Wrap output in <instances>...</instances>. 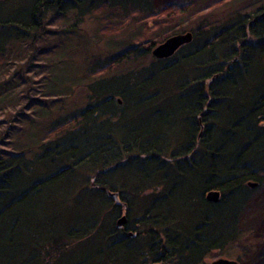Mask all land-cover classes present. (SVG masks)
I'll list each match as a JSON object with an SVG mask.
<instances>
[{
    "label": "trees",
    "instance_id": "16d2710c",
    "mask_svg": "<svg viewBox=\"0 0 264 264\" xmlns=\"http://www.w3.org/2000/svg\"><path fill=\"white\" fill-rule=\"evenodd\" d=\"M226 1L0 0V11L16 8L0 12V114L25 98L27 107L56 112L28 148H0V264H210L214 254L264 264V74L239 105H226L231 115L217 112L235 96L228 82L242 87L248 51L264 55V6L212 18ZM84 21L100 36L136 24L150 37L136 33L105 58L81 53L50 70L34 65L85 45L74 34ZM185 29L189 43L168 58L151 55L155 41ZM21 56L23 67L12 70ZM79 60L92 61L71 80L67 64ZM28 72L40 76L30 97ZM69 79L85 91L77 100L68 85L58 89ZM165 91L178 107H155ZM147 104L153 109L142 117ZM130 109L140 120L128 129ZM176 113L186 128L173 142L162 127ZM192 178L195 192L183 187ZM209 190L219 192L216 202L205 199ZM85 242L92 249L75 251Z\"/></svg>",
    "mask_w": 264,
    "mask_h": 264
},
{
    "label": "rangeland",
    "instance_id": "374dc122",
    "mask_svg": "<svg viewBox=\"0 0 264 264\" xmlns=\"http://www.w3.org/2000/svg\"><path fill=\"white\" fill-rule=\"evenodd\" d=\"M163 1H169V0H163ZM163 4V3H162ZM5 6H8V4H5ZM257 6H264V0H229L226 1L224 4L216 7V10L212 11L213 16H211L212 18H230L232 16L235 15V13H239V12H254L255 9L257 8ZM16 8L12 9V8H8V7H3V9L0 11L2 13L3 16H7L10 13H12L13 11H15ZM213 10V9H211ZM211 13V12H210ZM151 21L148 22V27L150 26ZM82 27L79 29V31L77 33L74 32V34H76L79 38V41H77L80 44L81 42L86 41V44L83 45L82 47H78V49L75 52H72L71 49L67 50V54L66 55H62V52H56V53H51V54H47L46 57L41 58V59H34L32 62H34V65L37 66V64H46L44 69L45 70H50L52 69L51 66H49V64L54 63L56 61L59 62V65L64 64V57H69V55L75 57L78 55V58L81 56L80 54H88V55H94V56H99L100 58H105V55H108V53L110 52V54L112 52H114V50L117 47H121L123 45H125L129 40L131 39V36H134V34H139V36H141L140 33H142V35L144 36H148V38L150 37L148 32H147V28H145L143 26V30L142 31H137L138 30V25L136 24H131L129 26H127L124 30L122 29V32L116 36H112V37H106V36H100L97 33L94 32V29H91V23L84 21L83 25H81ZM173 26V25H172ZM165 27L163 26L160 30L163 31ZM159 30V31H160ZM187 29H185L186 31ZM177 33V32H176ZM175 34V33H173ZM171 35V34H170ZM75 36V35H74ZM169 36V35H168ZM137 38V37H136ZM166 38V37H165ZM144 40H146L148 43L150 42V39L147 38H143ZM164 39V38H163ZM139 42H142L141 40H138ZM160 41H155L154 44L161 42ZM70 44V43H69ZM250 53V58L249 62L247 63V71H246V75L244 74V70L242 68L241 69V73L243 75V77L240 80V84L242 85V87H238L235 88L234 90H231L230 84L228 82V90L227 92L231 93V96H233L231 99L229 100H221L220 102H218V106H217V112L221 113L223 116L225 115H231L230 114V110H228V107H226V105H231L233 106L234 104H240L237 100L238 97H242V96H247L249 94H252L253 91V87L252 85H255V82L258 80V76L261 77L262 73L264 74V55L261 57L258 55L259 49L258 48H254L252 47L249 51ZM22 57V56H21ZM18 58V59H14L11 61L10 67L13 70L18 69L19 66H22V64H24V61L27 59L26 57H22V58ZM17 58V57H16ZM92 60H89L88 62L86 61L85 64L84 62L81 63V60H79L78 63H72V62H68L67 64V72L66 75L69 76V78H71L72 80V75H75L73 77V79L76 77V75H78L79 80L83 77V75L81 74L82 71H84V68L87 67L90 62ZM84 64V65H83ZM23 67V66H22ZM3 68V67H2ZM34 68V67H33ZM36 68V67H35ZM238 73H239V69ZM261 72V75H259ZM52 73V72H51ZM79 73V74H76ZM84 74V73H83ZM191 76L192 74L195 75L196 72L190 68L189 73ZM228 74V72H227ZM231 75H236V73H232V74H228V76ZM264 76V75H263ZM26 77L30 79L31 83V91L28 93L26 91V93L28 94V96H33V93H35L37 86H39L38 82H36L40 76H36L33 75L32 72H28L26 74ZM229 79V78H228ZM71 80L69 79V83L66 82L67 84H63L61 85V87H59L58 89H65V87L68 85V89L67 90H72L73 94L72 98H74V100L79 99V96H82L83 93L85 92L83 90V86L82 87H78L76 88L74 85H71ZM36 82V83H35ZM33 86V87H32ZM192 89L194 90L193 86ZM189 86L185 88L186 92H190L191 88ZM23 91H25L26 89H22ZM69 91V92H70ZM175 95V96H174ZM36 97H38L39 95H37V93L34 95ZM40 97V96H39ZM176 97V99H174ZM71 96L69 97V101L66 100V103L70 102L72 99ZM41 99H44V97L41 96ZM178 96L175 94V92H166L163 93L161 100L157 103L158 105H155V107H160L162 110L164 111H168L170 110V108L175 109L176 107H178L179 105V101H178ZM26 101L25 99H22L17 105H15L14 107H6V105H4L2 107V111L0 114V121H1V125H0V148L3 149H9V148H19V149H25L28 148L29 145H31L33 143L32 139L35 138L37 132L39 131V128H41V126L44 124H46L48 122V117H51L54 115L55 110L53 111H49V113L47 111H38L35 108H32L31 106H26L24 103ZM72 102V101H71ZM70 102V104H71ZM237 102V103H236ZM172 105V106H170ZM220 108V110H219ZM142 109L145 112H142V117L144 116V114H147L149 116V111L153 109V107L150 108V105L147 104V106H142ZM150 109V110H149ZM235 114L236 112L233 111ZM168 113V112H166ZM164 115H166L164 113ZM179 113H176V115L173 116V121L174 124L171 125L170 127H162V131H164V129H169V133L171 135V139L174 142V139H177V141H179L180 139L184 138V130H185V126L182 124L181 122V116L179 117ZM172 118V117H171ZM127 128L130 129L131 125L134 124V122L139 121L140 119L135 118V113L134 110L130 109L127 113ZM166 120L168 119L167 116L165 118ZM10 125H13L14 127H11V129L9 130V132H6L5 130L7 129V127ZM126 124V123H125ZM34 132V133H32ZM165 132V131H164ZM121 133V132H120ZM6 135V137H4ZM10 135V136H9ZM8 136V137H7ZM3 141H8V144L5 145V143H3ZM124 177H126L127 179H130V177L127 175V173H123ZM126 179V180H127ZM128 181V180H127ZM194 181V179L192 178V180L190 179V181L188 183H185L183 185V187L186 190H190L192 192H195L198 190V183L196 184ZM71 206V205H70ZM72 212H76V209H72ZM179 212L184 213L185 212V207H181ZM262 226V225H261ZM95 242V241H94ZM249 242H255V239H250ZM94 244H97L96 242ZM93 244V245H94ZM93 245L91 246V244L89 242H85L84 244H77L74 245L75 246V251H79L80 248L82 249H86V250H90L92 249ZM264 248V245L261 247ZM264 249H262L261 251H263ZM218 257H224V258H228V259H234L233 256H231L230 254H226V255H210L207 259V261L210 263L212 260L218 258Z\"/></svg>",
    "mask_w": 264,
    "mask_h": 264
},
{
    "label": "water",
    "instance_id": "95a60500",
    "mask_svg": "<svg viewBox=\"0 0 264 264\" xmlns=\"http://www.w3.org/2000/svg\"><path fill=\"white\" fill-rule=\"evenodd\" d=\"M264 13V10H263ZM192 39V33L190 31L179 32L171 34L164 38L161 42L153 44L150 50L151 55L155 58H168L183 44L189 43ZM255 183L249 182V186H254ZM118 204L117 194L113 192L107 193ZM219 198V192L216 190H209L205 193V199L208 201L216 202ZM126 221L124 214L116 220L115 225L121 227ZM128 236H133L131 232ZM210 264H239L236 260L228 259L224 257H218L210 262Z\"/></svg>",
    "mask_w": 264,
    "mask_h": 264
},
{
    "label": "flooded vegetation",
    "instance_id": "af4514ba",
    "mask_svg": "<svg viewBox=\"0 0 264 264\" xmlns=\"http://www.w3.org/2000/svg\"><path fill=\"white\" fill-rule=\"evenodd\" d=\"M186 31H189V30H186ZM183 32H185V31H183ZM151 48H152V46L150 47V50H151ZM177 50H178V49H177ZM177 50H176V51H177ZM176 51H175V52H176ZM175 52H174V53H175ZM150 53H151V52H150Z\"/></svg>",
    "mask_w": 264,
    "mask_h": 264
}]
</instances>
